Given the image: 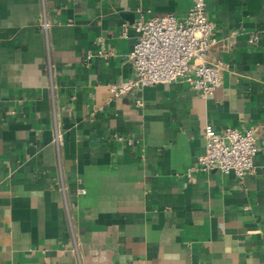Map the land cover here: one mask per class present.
Here are the masks:
<instances>
[{
    "label": "crops",
    "instance_id": "1",
    "mask_svg": "<svg viewBox=\"0 0 264 264\" xmlns=\"http://www.w3.org/2000/svg\"><path fill=\"white\" fill-rule=\"evenodd\" d=\"M192 3L0 0V264H264V0L209 1L213 95L109 89ZM207 124L259 129L254 175L188 178Z\"/></svg>",
    "mask_w": 264,
    "mask_h": 264
},
{
    "label": "built area",
    "instance_id": "2",
    "mask_svg": "<svg viewBox=\"0 0 264 264\" xmlns=\"http://www.w3.org/2000/svg\"><path fill=\"white\" fill-rule=\"evenodd\" d=\"M192 1L185 17L168 14L138 19L135 24L137 39L129 56L133 77L111 83L109 89L113 97L136 95L147 86L174 81L205 96L213 95L221 87V67L207 64L209 51L217 43L207 13L210 0ZM257 39L254 37L252 42ZM136 102L138 106L143 105L139 98ZM258 130L257 127L217 130L207 124L204 129L205 152L189 168L188 178L213 171L234 174L239 179L254 175L255 158L259 152Z\"/></svg>",
    "mask_w": 264,
    "mask_h": 264
}]
</instances>
